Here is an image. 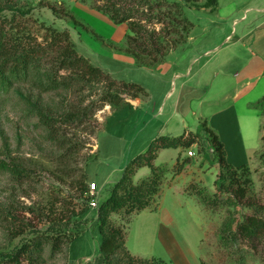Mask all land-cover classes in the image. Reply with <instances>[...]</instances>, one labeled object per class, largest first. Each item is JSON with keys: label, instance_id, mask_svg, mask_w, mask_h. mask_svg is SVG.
Wrapping results in <instances>:
<instances>
[{"label": "rangeland", "instance_id": "374dc122", "mask_svg": "<svg viewBox=\"0 0 264 264\" xmlns=\"http://www.w3.org/2000/svg\"><path fill=\"white\" fill-rule=\"evenodd\" d=\"M205 2L186 5L187 39L169 51L165 61L140 65L121 50L127 47L128 24H116L98 10L102 1L0 0L5 21L12 18L10 6L20 7L15 21L30 33L25 39L37 51L41 72H53L61 82L57 89L45 90L29 75L0 95V164L22 170L18 175L0 168V260L5 264H16L9 260L10 253L61 231L60 251L53 252L46 244L40 257L35 254L32 261L24 255L20 263L97 264L102 234L81 185L97 182L103 201L126 165L147 150L152 138L185 132L199 134V145L159 151L156 164L166 174L151 206L133 214L129 223L123 211L112 216L114 225L126 227L129 252L141 258L159 257L165 264H264V235H233L239 221L256 213L254 204H264V116L244 106L248 98L228 97L225 93L231 86L221 91L222 77L216 74L222 61L229 59V50L222 48L228 44L221 43L224 37L234 29L240 33L255 13L248 8L264 6V0H218L216 9L203 7ZM41 22L68 30L79 55L109 76L81 79L78 69L61 68L59 48L44 40ZM162 26L154 28L159 31ZM173 37L177 35L171 32L166 41ZM146 59L142 53L141 60ZM201 80L206 91L198 88ZM127 81L148 91L147 96L140 95L142 105L130 102L136 99L132 91L121 93L115 103L106 100V95L124 91ZM233 104L239 109L245 150L241 153L228 143L227 156L236 166L248 164L250 170L238 168L233 177L225 175L221 189L216 185L220 164L204 123L219 135L211 116ZM245 112L255 117L248 119ZM178 157L185 168L176 176ZM150 172L149 167L140 168L135 181ZM238 186L245 190L244 197L236 196ZM185 187L188 196L181 192ZM202 189L214 196L207 205L198 197ZM84 206L80 216L71 215ZM158 206L165 209L159 211L161 216ZM65 216H72L67 226L60 221ZM231 223L233 229L225 233Z\"/></svg>", "mask_w": 264, "mask_h": 264}, {"label": "trees", "instance_id": "16d2710c", "mask_svg": "<svg viewBox=\"0 0 264 264\" xmlns=\"http://www.w3.org/2000/svg\"><path fill=\"white\" fill-rule=\"evenodd\" d=\"M88 1V0H81ZM102 1V5L96 8L107 15L116 24L127 23L130 32L127 34V47L121 48L127 53L134 56L140 65L157 64L165 61L166 54L175 49L179 43L187 39L186 28L190 23L185 14L187 4L198 6L203 0H98ZM218 0H206L203 7L216 9ZM173 7V10L169 9ZM13 11L11 20L5 21L6 16H0L4 19L0 21V95L1 93H9L12 91L15 83L25 79L29 75H33L37 86L45 90L57 89L61 82L54 76L53 72L42 73L39 68V57L35 47L30 40H26L25 36L30 35L23 28L19 21H15L16 11H21L20 7L15 4L10 6ZM0 8V13L2 12ZM21 13V12H20ZM75 22L76 18L73 16ZM163 26L157 31L154 26L156 24ZM192 25L194 23L191 22ZM44 31V40L51 41L52 44L58 46L60 52V66L67 69H78L82 75L80 78L88 77L89 79H101L108 74L93 65L82 55H79L68 30H58L52 25L41 22L39 25ZM175 33L177 37L170 38L166 41L168 34ZM142 53L147 55V59L142 61ZM46 77L44 80L42 77ZM113 84L115 81H112ZM124 91L116 94H108L106 100L115 103L121 93L132 91L133 97L137 98L147 96L148 92L139 83L126 82L123 83ZM127 89V90H126ZM122 98V97H121ZM263 101L255 105L264 111ZM211 143L213 144V152L215 159L220 164L219 177L216 179V185L221 189L224 188L223 180L225 175L229 178L236 174L238 168L249 171L248 164L235 166L228 161L225 143L213 129L206 126ZM199 134L193 132H185L180 136L161 135L154 138L149 144L147 150L133 158L124 168L123 174L118 181L115 182L110 195L100 202L97 209L98 216L96 223L102 234V242L100 245L101 261L99 264H165V260L159 257L141 258L132 255L126 245V227L116 226L112 222L114 213L124 212L129 218L127 223L131 221V216L147 207L151 206L154 195L160 194L164 184L166 169L156 164L158 153L164 148H177L178 146L192 147L198 144ZM264 140V135H263ZM264 155V152L262 153ZM176 176L185 168V162L181 159L177 160ZM142 167H149L151 172L148 176L136 180L134 176ZM1 169H7L14 174L21 175L22 170L19 168H9L7 163L0 164ZM83 191L88 190L87 185H81ZM231 188L228 187V190ZM220 189V191H221ZM236 196H245V190L240 186L234 190ZM199 200L207 205L214 196L202 189L198 192ZM89 206V198L84 200ZM256 213L247 216L243 221H239L233 235H241L246 238H255L264 235V204H254ZM86 210V206L78 211H73L71 215L80 216ZM260 213V214H258ZM72 216L63 217L60 221L64 222L63 226H67ZM233 224L227 225L223 229L226 233H230ZM58 232V231H56ZM64 232L43 235L42 238L36 239L32 245H25L19 251L10 253L9 260L16 264H21V257L26 255L33 261L36 254L37 258L41 256L44 245L51 244L53 252L60 251L62 246V237ZM0 264H5L4 260H0Z\"/></svg>", "mask_w": 264, "mask_h": 264}, {"label": "crops", "instance_id": "0c3cea01", "mask_svg": "<svg viewBox=\"0 0 264 264\" xmlns=\"http://www.w3.org/2000/svg\"><path fill=\"white\" fill-rule=\"evenodd\" d=\"M248 9H253L251 11L255 12L253 18L244 26L240 33H238L237 29H234L221 42L223 44L228 41V44H223L222 48L229 50L227 54L229 59L222 61L221 68L216 74L222 77L219 83L221 91H227V88L231 86V91H227L225 94L228 97L232 96L235 101L248 98V100H245L244 106L256 109L259 112L257 114L262 117L264 116V111L256 108L255 105L264 100V6L255 4ZM184 74L188 75L187 73ZM203 80H201L202 84L199 82L201 87L198 88L206 91ZM134 102L132 104L140 106L144 100L142 97H137ZM203 105L204 97H201L199 107H203ZM245 113L248 119L251 115L255 117L251 113ZM215 118H217L215 120L217 125L213 120ZM210 123L218 131L220 138L225 143L226 151L228 150V143H230L243 153V150H245L244 134L240 124L239 109L236 104L227 107V109L215 110L211 116ZM228 161L233 164L229 159ZM187 188L185 187L181 190L185 196L189 195ZM93 210L96 211L94 217L97 218L98 211L96 209ZM164 210V207L158 206V212L156 213ZM161 212L159 213L160 216ZM162 227L160 226V228ZM100 261L101 257L96 263L99 264Z\"/></svg>", "mask_w": 264, "mask_h": 264}, {"label": "built area", "instance_id": "2783aa9c", "mask_svg": "<svg viewBox=\"0 0 264 264\" xmlns=\"http://www.w3.org/2000/svg\"><path fill=\"white\" fill-rule=\"evenodd\" d=\"M188 154L190 157L194 156L193 151H189ZM101 192L102 189L97 182L95 181L89 182V187L85 194L86 197L89 198V207L91 209L97 210L99 208L101 202L100 200Z\"/></svg>", "mask_w": 264, "mask_h": 264}, {"label": "water", "instance_id": "95a60500", "mask_svg": "<svg viewBox=\"0 0 264 264\" xmlns=\"http://www.w3.org/2000/svg\"><path fill=\"white\" fill-rule=\"evenodd\" d=\"M131 103H134V100H130Z\"/></svg>", "mask_w": 264, "mask_h": 264}, {"label": "bare ground", "instance_id": "6f19581e", "mask_svg": "<svg viewBox=\"0 0 264 264\" xmlns=\"http://www.w3.org/2000/svg\"><path fill=\"white\" fill-rule=\"evenodd\" d=\"M135 103V102H134Z\"/></svg>", "mask_w": 264, "mask_h": 264}]
</instances>
